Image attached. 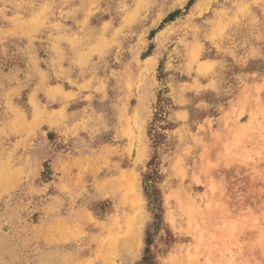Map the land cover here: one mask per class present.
Wrapping results in <instances>:
<instances>
[{
    "label": "rangeland",
    "instance_id": "obj_1",
    "mask_svg": "<svg viewBox=\"0 0 264 264\" xmlns=\"http://www.w3.org/2000/svg\"><path fill=\"white\" fill-rule=\"evenodd\" d=\"M264 264V0H0V264Z\"/></svg>",
    "mask_w": 264,
    "mask_h": 264
},
{
    "label": "trees",
    "instance_id": "obj_2",
    "mask_svg": "<svg viewBox=\"0 0 264 264\" xmlns=\"http://www.w3.org/2000/svg\"><path fill=\"white\" fill-rule=\"evenodd\" d=\"M146 243H147V248L145 250V254L143 257V263L144 264H157L156 262L152 261V255L150 252V248H149V244H150V237L148 236V238L146 239Z\"/></svg>",
    "mask_w": 264,
    "mask_h": 264
}]
</instances>
